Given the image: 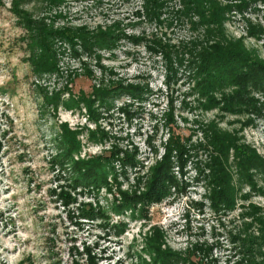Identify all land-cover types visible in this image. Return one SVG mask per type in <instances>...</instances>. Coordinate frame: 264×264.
<instances>
[{"label":"rangeland","instance_id":"374dc122","mask_svg":"<svg viewBox=\"0 0 264 264\" xmlns=\"http://www.w3.org/2000/svg\"><path fill=\"white\" fill-rule=\"evenodd\" d=\"M164 1L167 7L162 20L176 10L175 1ZM217 1L232 8L225 16L224 38L241 44L264 63V0ZM15 11L28 13L55 31L70 29L79 36L73 45L55 40L57 71L32 73L26 31ZM145 12V0H0V264H91L90 254L97 264L152 263L151 249L159 246L154 245L157 240L162 250L183 260L203 248L209 258L199 252L194 261L240 264L233 237L245 224L250 226L248 234H259V226L247 214L253 206L264 212V175L256 176L257 190L242 187L245 198L238 199L233 212L217 214L191 162L183 176L189 184L185 189L173 190L162 202L146 205L145 213H137L142 206L135 213L133 209L120 212L124 195L146 191V176L165 153L168 134L162 120L170 111V99L182 136L190 135L195 122H214L264 159V89L253 94L256 112L200 111L198 96L187 79L168 90L167 60L154 40L179 46L206 36L204 29L194 31L191 25L177 26L176 22L169 28L151 21ZM119 27L140 43L124 35L115 42L93 38ZM112 84L147 85L153 95L143 103L130 97L110 101L111 111L98 102L95 113L83 105H60L56 111L43 104L42 91L67 101L72 94L90 96L94 88ZM125 107L132 111L130 116L122 112ZM65 125L78 133L81 142L76 160L118 153L108 185L101 189L68 187L70 168L61 169L53 162L61 152L57 139ZM127 154L135 157L136 167L123 166ZM231 156L235 186L239 177L234 152ZM175 171L181 181L179 167ZM65 194L72 197L69 206L62 198ZM90 207L105 212L108 219L83 217L90 214L83 213ZM122 225L125 231L119 233Z\"/></svg>","mask_w":264,"mask_h":264},{"label":"trees","instance_id":"16d2710c","mask_svg":"<svg viewBox=\"0 0 264 264\" xmlns=\"http://www.w3.org/2000/svg\"><path fill=\"white\" fill-rule=\"evenodd\" d=\"M169 1L176 2V10L173 9L169 14L171 16L163 17L162 20L161 17L166 13L167 1L145 0V13L148 18L151 21L157 20L159 24L169 28L174 27L175 22L177 26L191 25L190 27L194 31L202 28L206 36H196L189 42H180L179 46H173L169 41L165 42L162 39L154 40V45L160 50L159 53L163 54V58L167 60L166 86L168 90H171L172 86L179 81L187 79L189 84L192 83L194 95L198 96L197 102L200 111L208 112L217 109L234 115L250 111L256 112L257 105L253 94L264 89V63L246 51L241 44L224 38L225 16L232 8L224 7L217 0ZM15 13L26 31L25 37L28 41L26 47L30 52L28 62L32 73L38 76L57 71L55 40H65L73 45L79 36L71 33L70 29L55 31L47 27L43 21L32 20L28 13L19 11H15ZM115 29L118 30L111 33L100 32L93 38L105 40L107 38L111 42L122 38L123 35L124 38H128L120 27ZM128 39L136 45L140 43V39L137 37ZM102 42L106 43L100 41V43ZM227 91L231 92L227 93ZM42 93L43 104L47 107L52 106L56 111L60 105L70 108L83 105L90 112L94 110V106L98 102L111 111V108H108L112 105L110 101L121 97H130L143 103L153 95L147 85L123 86L119 84H112L110 88L101 90L94 88L90 96L84 92L80 93L78 97L72 94L67 101H62L60 95L57 94L49 96L44 91ZM170 102V111L164 113L162 120V126L168 134L164 144L165 153L146 176V191L139 194L136 192L133 196L124 195L120 212L133 209L135 213L137 208L142 206L143 208H140L137 213H145L146 205L162 202L173 195V190L178 192L185 189L189 184L183 176H185V169L190 162L195 163L198 182L204 183L206 187V197L211 210L217 214L233 212L238 199L245 198L241 195L243 186L249 185L252 190H257L256 176H258L257 174L264 175V159L251 148L239 144L237 136L223 131L214 122H200V124L195 122L197 126L191 129L190 135L182 136L178 132L181 128L175 115L176 108L172 99ZM122 112L130 116L132 111L125 107ZM61 130L60 137L57 139L58 150L61 152L53 159V162L61 169L70 168L69 178L66 180L68 187L74 190L79 187L87 189L91 186L101 189L108 185V177L114 171L113 165L117 161L118 153L111 152L106 156L76 160L75 155L81 150L78 133L71 131L66 125L62 126ZM194 137L197 139L196 143L193 142ZM233 152V165L236 166L239 177L235 186L233 183L235 175L229 166ZM155 154L157 155L159 152L155 151ZM202 154L206 156L205 160H202ZM122 163L123 166L136 167L137 165L135 157L129 154L122 160ZM176 167H179V171L182 173L181 181L175 171ZM238 184L240 187H237ZM64 196L62 198L66 202L65 205L69 206L73 202L72 197L69 194ZM83 213H90L83 217H90L93 221L99 216L101 219H108L105 212L97 211L92 207H90V211H83ZM263 213L262 210L253 206L247 214L259 226L258 235L255 232L248 234L250 226L245 224L243 230L233 237L238 243L240 264H245V262L247 264H264ZM124 227L125 225H122L119 233H124ZM155 241L156 239L151 242ZM156 243L154 245L159 246L151 249L152 263L144 262V264H178L180 261L185 264H207L204 259L201 262L193 260L199 252L203 255L206 253L203 248L195 253L190 252L183 260L178 255L162 250L161 242L158 240ZM205 256L209 258L208 253ZM95 259L90 254L91 264H97Z\"/></svg>","mask_w":264,"mask_h":264}]
</instances>
